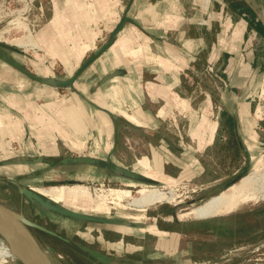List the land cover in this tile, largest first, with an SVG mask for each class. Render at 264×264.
I'll return each mask as SVG.
<instances>
[{
    "label": "crops",
    "instance_id": "obj_1",
    "mask_svg": "<svg viewBox=\"0 0 264 264\" xmlns=\"http://www.w3.org/2000/svg\"><path fill=\"white\" fill-rule=\"evenodd\" d=\"M31 3L33 10L45 17L37 38L71 67L68 77L59 79L62 81L69 79L106 43L96 47L101 37L108 39L120 19L127 18L109 47L77 76L66 95L51 91V101L42 106L37 101L38 93L30 90L27 93L30 85L20 78L15 81L17 93L1 95L21 116L18 119L29 121L32 136L36 134L40 142L46 140L50 147L59 136L71 148L90 147L95 148L94 152L104 149V157L91 151L75 156L94 162L117 160L112 155L118 140L126 146H147V154L134 158L141 171L133 168L134 176L129 175L143 181L177 179L183 169L199 175L205 169L204 162L216 163L230 151L236 153L237 162L242 161L238 171L245 168L252 158L253 141L260 138L259 118L246 120V115L257 114L264 104V0H31ZM3 60L20 74L37 81L16 66H22L21 63L5 55ZM202 65L220 70L202 76L199 74ZM236 81L243 82L232 85L241 90V95H232L236 104L229 108L217 106L216 102L225 104L230 100L231 97H226L229 84ZM247 82L253 83L256 90L253 94H243ZM0 83L6 84L7 80L0 79ZM8 112L0 110V132L7 130L3 120L9 117ZM21 125L17 121L9 127L14 128L15 134ZM129 128L141 131L133 142L129 137H121V131ZM151 134L157 135L155 141H151ZM21 136L15 138L21 140ZM1 157V161H11L8 154ZM182 158L188 164L182 166ZM44 160L53 161L48 157ZM15 165L21 167V163L14 164L12 169L20 173L22 170H16ZM213 177L210 183L224 176ZM100 223L124 226L122 222ZM153 231L166 233L156 228ZM53 236L68 240L58 233ZM99 238L107 241L102 234ZM123 240L122 237L120 241Z\"/></svg>",
    "mask_w": 264,
    "mask_h": 264
},
{
    "label": "rangeland",
    "instance_id": "obj_2",
    "mask_svg": "<svg viewBox=\"0 0 264 264\" xmlns=\"http://www.w3.org/2000/svg\"><path fill=\"white\" fill-rule=\"evenodd\" d=\"M33 5L31 0H0V79L7 80L6 84L0 83V110L9 111V117L6 116L7 119L3 120L7 130L0 132L1 138L4 133L8 134L0 139V155L8 154L11 159L8 162L0 160V203L68 239L63 240L39 229L28 228L43 250L55 253L57 264H264V200L246 201L229 211L203 218L197 217L193 212L209 197L229 189L241 176L260 166L264 167V104L255 116L246 115V120L259 118L257 132L260 138L257 142L253 141L252 158L247 161L244 169L239 170L240 173L238 169L242 161L237 162L236 153L230 151L229 154L220 156L216 163L204 162L205 169L199 175L183 169L177 179L155 178L143 181L129 175L133 173V168L141 171L134 158L147 154L148 147L126 146L120 143L121 140L115 146L112 156L117 160L113 162H58L62 157L73 158L89 151L104 157L106 151L99 149L94 152L95 148L90 147L86 148L88 151L84 147L80 150L71 148L59 136H56V144L51 147L46 140H43L44 143L40 142L36 134L32 136L29 121L18 119L21 116L13 106L9 105L7 99L1 98L4 93L18 92L15 88L18 78L30 85L27 93L29 90L38 93L37 101L42 106L51 101V91L59 96L66 95L69 91L68 87L50 83L52 80L68 77L71 67L46 49L45 44L37 38L38 29L45 25V17L39 12L37 14ZM106 39L105 36L101 37L96 47L101 46ZM4 55L21 63L40 78L49 79V82L30 80L7 62L3 63ZM86 59L87 57L84 60ZM219 70L220 67L216 69L212 65H202L199 74L214 75ZM239 83L243 82H230L226 95L231 97L230 100H226L225 104L216 102L217 106L229 108L236 104V98L232 95H241V90H235L232 85ZM245 88V95L256 91L253 83L247 82ZM259 90L258 87L257 92ZM218 95L219 91L216 90L215 97ZM256 102L255 100L254 106H257ZM58 104L59 102L56 106ZM17 121L21 122L22 131L15 134H21V140L15 138L14 128L12 130L9 127ZM182 121L183 124L187 123V120ZM42 126L44 125L40 123L39 127L43 128ZM140 136L141 131L133 128L121 131L124 139L129 137L132 140ZM150 138L155 141L157 135L151 134ZM46 148L48 151H53V148L58 151L47 152ZM44 153L50 154L45 156ZM44 157L53 161H46ZM221 157L224 158L223 161ZM16 163H21L22 169L15 165L16 170H22L20 173L12 170ZM184 164H188V160L182 158V166ZM220 174L224 177H220L218 182L210 183L213 176ZM75 185L81 186V192L66 190ZM29 186L35 187L58 205L102 218L119 219L118 222H122L124 226L75 219L56 213L19 192V188ZM227 186L229 187L226 188ZM151 187H159L165 191L172 189L174 197L141 209L129 205L131 197L139 189ZM110 188L130 190V193L112 198L108 195L112 190ZM164 226L170 230L162 229ZM153 228L166 233L153 231ZM100 234L106 242L99 238ZM122 237L124 240L120 241ZM17 263L21 264L19 261Z\"/></svg>",
    "mask_w": 264,
    "mask_h": 264
},
{
    "label": "water",
    "instance_id": "obj_3",
    "mask_svg": "<svg viewBox=\"0 0 264 264\" xmlns=\"http://www.w3.org/2000/svg\"><path fill=\"white\" fill-rule=\"evenodd\" d=\"M126 17H122L114 29V31L109 35L106 43L102 45L99 50L91 55L83 64H81L74 74L67 80H52L50 83L58 87H69L73 84L77 76L87 68L102 52H104L109 45L112 43V39L119 29L124 25ZM16 66L26 75L41 82H49V79L39 78L29 71L25 70L22 66L16 64ZM48 80V81H47ZM92 161L88 158L73 157L63 159L62 162L69 161ZM125 172L124 170H121ZM129 173V172H127ZM130 174V173H129ZM134 176V174H130ZM240 176V175H239ZM238 176V177H239ZM242 177V176H241ZM234 183V182H233ZM231 185V184H230ZM19 192L26 195L31 201L38 203L39 205L48 208L56 213L70 216L73 218L84 219L88 221H99V222H118L115 219L102 218L94 216L91 214L75 211L64 207L63 205L56 204L54 200L41 194L39 191L32 187L19 188ZM28 228H35L41 231L47 232L49 234L56 235V233L45 226L38 224L21 213L15 212L8 208L7 206L0 203V237L5 240V242L10 246L14 255L17 257L21 264H49L41 255L43 249L40 244L33 237Z\"/></svg>",
    "mask_w": 264,
    "mask_h": 264
},
{
    "label": "bare ground",
    "instance_id": "obj_4",
    "mask_svg": "<svg viewBox=\"0 0 264 264\" xmlns=\"http://www.w3.org/2000/svg\"><path fill=\"white\" fill-rule=\"evenodd\" d=\"M69 187L71 188H66V190L77 193L81 192V186L75 185ZM110 189L112 190L109 191L108 195L112 198H120L123 194L130 193V190ZM173 197L174 192L172 189L165 191L159 187L142 188L137 191L136 195L131 197L129 205L141 209L161 201L171 200ZM250 200H264V167L262 166L240 177L234 184L232 183L229 189L209 197L193 209V212L197 217H208L229 211L240 203ZM41 255L47 263L57 264L54 259V252L43 250ZM17 261L18 259L10 246L0 237V264H18Z\"/></svg>",
    "mask_w": 264,
    "mask_h": 264
},
{
    "label": "trees",
    "instance_id": "obj_5",
    "mask_svg": "<svg viewBox=\"0 0 264 264\" xmlns=\"http://www.w3.org/2000/svg\"><path fill=\"white\" fill-rule=\"evenodd\" d=\"M169 213H170V212H167V214H169ZM162 229L170 230V228H169V227H166V226L162 227Z\"/></svg>",
    "mask_w": 264,
    "mask_h": 264
},
{
    "label": "flooded vegetation",
    "instance_id": "obj_6",
    "mask_svg": "<svg viewBox=\"0 0 264 264\" xmlns=\"http://www.w3.org/2000/svg\"><path fill=\"white\" fill-rule=\"evenodd\" d=\"M166 232V231H165ZM59 238V237H58ZM124 239V238H123ZM113 241V240H112ZM116 240H114V242H115Z\"/></svg>",
    "mask_w": 264,
    "mask_h": 264
}]
</instances>
